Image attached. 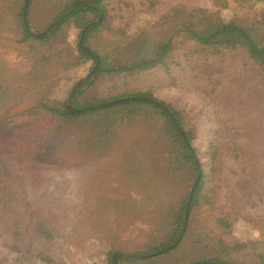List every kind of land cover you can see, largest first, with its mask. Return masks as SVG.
Instances as JSON below:
<instances>
[{
	"label": "rangeland",
	"instance_id": "1",
	"mask_svg": "<svg viewBox=\"0 0 264 264\" xmlns=\"http://www.w3.org/2000/svg\"><path fill=\"white\" fill-rule=\"evenodd\" d=\"M8 1L0 0V8ZM25 3L32 34L52 29L53 0ZM5 8L10 12L15 6ZM194 8L218 12L224 21L246 22L256 20L264 0H110L103 25L88 38L91 48L132 61L148 57L167 38L178 47L149 70L101 75L87 94L107 98L151 88L180 112L205 174L202 202L209 204L191 211L177 247L134 264L210 258L207 250L219 238L256 242L221 257L264 264V68L247 55L235 32L230 37L236 48L194 53L193 43L175 33L191 22L182 11ZM14 25L11 19L4 25L0 17V65L10 73L9 98L0 104V178L26 187L30 218L52 222L60 235L75 228L70 236L57 238L62 250L43 255L57 264H104L109 249L134 251L151 244L153 236L169 230L166 208L191 190L181 175L166 174L163 152L172 142L158 133L161 122L137 119L117 125L103 144L94 121L59 124L37 104L65 101L72 83L92 66L91 60L79 59L78 30L64 26L42 43L58 56L53 61L57 67L40 69L32 49L40 41H20ZM39 70L45 71L34 77ZM105 227L113 235L101 238L97 232ZM24 259L0 240V264H31Z\"/></svg>",
	"mask_w": 264,
	"mask_h": 264
},
{
	"label": "trees",
	"instance_id": "2",
	"mask_svg": "<svg viewBox=\"0 0 264 264\" xmlns=\"http://www.w3.org/2000/svg\"><path fill=\"white\" fill-rule=\"evenodd\" d=\"M109 1L53 0L55 12L51 24L52 29L39 36L28 30L26 12L29 3H25L24 0L17 2L10 0L3 3L0 8V17L4 25H6V21L14 20L16 23L14 29L18 33L20 41H40L41 45L32 47L34 55H37L36 61L40 63V69L57 67V63L53 64L54 56H58L57 50H44L45 48L41 46L64 26H73L78 30L77 46L83 55H80L79 59L83 57L82 62L84 60L92 61L88 73L72 83L65 101H55L54 104L43 101L38 103L37 107L51 114L61 125L78 122L88 124L94 121L96 137L101 144L107 141L108 135L117 125L127 124L137 119L159 120L161 126L158 133L162 137H168L172 142V148L163 152L168 161L165 165L166 174L181 175L191 188L199 176L193 191L189 190L179 202L166 208L167 227L169 228L167 233L163 236H153L152 243L142 245V249L123 251L113 248L105 253L104 264H134L137 261H149V256L153 254L166 255L172 252L188 228L191 211L202 203L209 204V201L202 202L205 174L201 164L196 161V148L191 144L194 135L185 129L179 111L157 98L151 88L125 90L123 93L110 95L107 98L87 94V90L101 75L123 73L132 76L149 70L163 63L167 54L178 47L177 43L175 44L170 38H167L156 43L148 57L132 61H124L112 57L107 51L100 52L91 48L87 44L88 38L103 25ZM5 4L15 6V9L10 8L11 11L8 12ZM10 14L11 18H8ZM90 14L93 15L92 19L88 17ZM182 16L191 22L175 28V33L182 34L185 39L193 43L194 53L209 50L219 52L224 48H236L237 45L230 37V32H235L243 39L241 45L247 55L260 68H264V9L256 20H247L246 22H239L236 19L224 21L218 12H209L202 8L183 10ZM64 67H68V65L66 64ZM44 71H37L34 73V77L37 78ZM9 77L10 73L0 65V104L9 98L7 95L10 92ZM16 184V181H3L0 178V240L10 250L23 255L26 258L24 261L28 263L57 264L51 262L50 258H46L43 254L44 252L54 253L62 250L63 245L56 242L57 238L70 236L74 233L75 228L63 230L66 232H62L60 235L59 230L52 222L30 218L33 208L32 201L28 199L26 187ZM218 221L224 222L221 218ZM109 231V228L105 227L98 231L97 235L101 238L110 237L109 235L112 236L113 233ZM219 240L216 242L218 248H215L214 245L211 250H207L208 253L213 254L212 257L207 258L200 255L201 257L189 260L185 264H237L229 258L221 257V255H229V251L243 250L256 243L251 241L246 243L227 241L224 243L222 238ZM31 243L34 246L29 248Z\"/></svg>",
	"mask_w": 264,
	"mask_h": 264
},
{
	"label": "water",
	"instance_id": "3",
	"mask_svg": "<svg viewBox=\"0 0 264 264\" xmlns=\"http://www.w3.org/2000/svg\"><path fill=\"white\" fill-rule=\"evenodd\" d=\"M25 2H27V0H25ZM41 35H42V34H41ZM198 179H199V176L196 178L195 184H194V186L191 188V190H190V191H193V189H194L195 185H196V184H197V182H198Z\"/></svg>",
	"mask_w": 264,
	"mask_h": 264
}]
</instances>
